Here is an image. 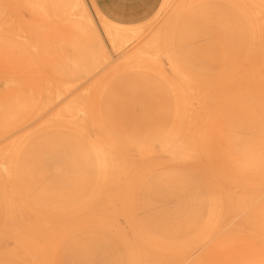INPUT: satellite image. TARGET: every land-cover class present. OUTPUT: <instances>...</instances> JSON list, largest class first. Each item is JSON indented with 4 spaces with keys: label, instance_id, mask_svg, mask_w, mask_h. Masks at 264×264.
<instances>
[{
    "label": "bare ground",
    "instance_id": "obj_1",
    "mask_svg": "<svg viewBox=\"0 0 264 264\" xmlns=\"http://www.w3.org/2000/svg\"><path fill=\"white\" fill-rule=\"evenodd\" d=\"M256 1L261 5L249 25L252 34H231L239 60L223 71L224 81L233 85V108L224 114L221 132L213 134L205 120V127L167 132L165 142L153 146L119 147L114 140L103 145L100 133L89 144H78L76 133L74 140L71 133L44 142L30 136L16 140L11 160L0 159V183L12 186L11 203L17 206L14 215L0 212L12 227L5 235L13 245L7 253L33 259L46 251L61 254L68 264H264V0ZM223 2V29H243L245 19L239 27L237 18L235 27L228 11L238 6ZM13 5L28 12L30 22L39 12L56 17L83 48H90L93 34L103 53L83 0H6L4 7L13 12ZM96 13L109 41H140L137 24ZM5 23L0 13V45L14 49ZM223 94L230 101L231 94ZM138 138L144 142L149 136ZM30 192L41 208H31Z\"/></svg>",
    "mask_w": 264,
    "mask_h": 264
},
{
    "label": "rangeland",
    "instance_id": "obj_2",
    "mask_svg": "<svg viewBox=\"0 0 264 264\" xmlns=\"http://www.w3.org/2000/svg\"><path fill=\"white\" fill-rule=\"evenodd\" d=\"M5 1L0 0V13L15 43L14 49L0 45V159L5 161L11 160L16 140L26 136L44 142L54 134L71 138V133L74 140L76 133L78 144H89L97 142L100 133L103 137L98 140L103 145L114 140L119 147H128L164 143L167 132H186L194 124L205 127V120L211 123L213 134L221 132L220 125L227 119L224 114L233 108V85L224 81L223 71L238 65L239 60V46L231 34H252L249 25L257 16L255 7L261 5L256 0H244L241 13L242 0H233L238 11H228L231 20L234 16L235 27L237 18L239 27L240 20H245L243 29L229 31L222 26L227 2L166 0L163 4L160 0L147 20L133 26L142 30L140 41L111 42L92 4L83 0L101 54L93 34L90 45L86 43L90 48H83L56 17L48 19L39 12L30 22L28 12L16 5L13 12L8 11ZM180 4L183 6L177 14L175 8ZM74 11L80 13L78 8ZM203 35L208 36L206 40ZM9 51L15 55L11 57ZM225 90L231 94L230 101L224 99ZM20 125L25 127L19 130ZM141 133L149 136L144 142L138 138ZM75 183L77 186V180ZM51 196L61 199L59 194ZM26 198L22 192V199ZM2 199L6 202L0 204V212L16 214L8 181L0 183ZM77 201L79 205L80 196ZM40 203L30 192L31 208H41ZM68 204H56L55 208L74 209ZM0 232V264H68L61 254L46 251L33 259L10 255L7 251L13 248L12 237L5 235L12 227L1 217Z\"/></svg>",
    "mask_w": 264,
    "mask_h": 264
},
{
    "label": "crops",
    "instance_id": "obj_3",
    "mask_svg": "<svg viewBox=\"0 0 264 264\" xmlns=\"http://www.w3.org/2000/svg\"><path fill=\"white\" fill-rule=\"evenodd\" d=\"M160 0H92L97 12L108 20L121 24H138L148 19Z\"/></svg>",
    "mask_w": 264,
    "mask_h": 264
}]
</instances>
